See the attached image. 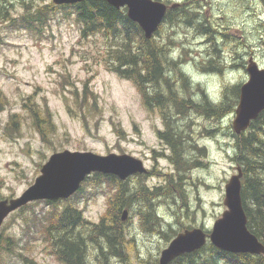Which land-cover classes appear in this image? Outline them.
<instances>
[{"label": "rangeland", "instance_id": "rangeland-1", "mask_svg": "<svg viewBox=\"0 0 264 264\" xmlns=\"http://www.w3.org/2000/svg\"><path fill=\"white\" fill-rule=\"evenodd\" d=\"M22 1L0 0V9L5 6L10 14L21 16L17 7ZM156 1L184 5L187 0ZM199 1L201 19H206L212 33L164 25L163 39L175 41L170 57L180 63L168 69L174 90L193 104L204 103L205 92L211 102L229 100L233 107L220 118L194 109L175 117L174 126L188 137L181 172L159 134L166 130L161 108L146 106L131 81L107 69L99 56L106 37L98 32L85 38L73 8L57 9L39 35L12 28L9 21L0 19V199L20 196L55 153L128 154L141 159L149 170L146 176L124 182L129 191L135 192L140 185L151 191L167 186L178 190L171 197L151 200L163 216L156 227L145 220V212L139 214L142 205L128 206L126 219L121 220L125 241L132 240L127 244L128 262L158 264L162 250L186 229L201 228L210 234L227 210L225 187L240 164L233 129L238 98L232 89H241L248 81L246 67L251 58L264 68V0ZM37 4L47 3L38 0ZM180 72L190 82L186 91ZM169 117L172 120L171 112ZM179 175L183 185L176 188ZM111 195L109 185L94 187L87 182L84 192L67 202L34 203L12 214L0 234L2 240L11 238L7 242L13 245L8 253L3 244L0 264H62L45 241V235L54 232L48 216L75 205L85 220L99 223ZM118 257L93 250L90 262L125 264Z\"/></svg>", "mask_w": 264, "mask_h": 264}, {"label": "trees", "instance_id": "trees-1", "mask_svg": "<svg viewBox=\"0 0 264 264\" xmlns=\"http://www.w3.org/2000/svg\"><path fill=\"white\" fill-rule=\"evenodd\" d=\"M3 1L7 2V0ZM42 1L47 4L40 6L37 4L38 0L19 2L17 10H22L21 16L10 14L8 8L2 6L0 19L9 21L12 28L25 29L39 35L42 32V26L48 23L50 16L57 9L73 8V14L82 26V34L85 38L89 39L98 32L106 37L105 47L99 56L103 58L107 69L121 79L131 81L141 93L146 106L151 108L153 104H156L161 108L166 130L159 134L163 136L162 139L166 141V145L171 150L169 156L171 162L181 172L184 169L181 166L186 163L185 150L188 137L174 126L175 117L186 114L191 109L197 113L205 111L208 117L212 115H214L212 117H219L233 107L229 105V100L222 102V105L211 102L203 91V102H205L193 104L186 97L177 95L174 90L173 74L168 69L169 66L176 67L180 63L170 57L169 48L175 44V41L168 37L163 39L164 25L198 27L199 30L208 28L207 31L200 30V34L212 33L213 28L206 23V19H201L200 1L187 0L184 5L170 9L152 39L145 38L141 28L128 18L126 9L117 10L105 1L86 0L74 6L63 7L55 6L51 0ZM180 75L186 82L182 88L186 91L190 82L184 72H180ZM232 92L239 98L240 88L234 87ZM235 103L237 105L238 100ZM169 112H171L172 120ZM234 139L236 160L240 163L244 173L241 194L248 217V228L264 243V111L257 120L251 123L246 132L234 135ZM197 165L196 162L194 166ZM181 180L182 178L174 183L176 188L181 187ZM87 182L94 187L103 183L111 187L112 195L108 200L105 215L99 223L91 224L85 220L82 212L75 205H67L50 214L48 217L54 232L51 235H45V241L51 253L62 264H91L90 257L93 250L104 256H119L125 264H133L127 261L130 255L127 244H132V240L125 241L126 235L122 227L120 212H123L124 208H128L129 205H142L139 214L145 212V220L151 221V225L156 227L163 216L158 213L151 200L161 195L171 197V194L178 193V190L173 191L170 186H167L166 190L155 188L151 191L140 185L135 192H131L126 187V183L113 176L94 174L82 184L76 196L84 192ZM58 203L60 202L53 205ZM26 208L24 207L21 211ZM78 223L83 224V228H77ZM7 241H0V252L3 244L6 243L4 250L11 253L10 247L13 243ZM24 260L28 261L26 257ZM221 260L225 264H264L262 255L225 253L211 244L200 251L177 258L172 264H220Z\"/></svg>", "mask_w": 264, "mask_h": 264}, {"label": "water", "instance_id": "water-1", "mask_svg": "<svg viewBox=\"0 0 264 264\" xmlns=\"http://www.w3.org/2000/svg\"><path fill=\"white\" fill-rule=\"evenodd\" d=\"M84 0H53L56 5H70ZM116 9L126 8L128 18L136 23L146 39H152L162 25L169 6L156 0H101ZM178 3L172 5L177 8ZM248 81L241 86L235 109L233 129L237 135L246 131L264 111V68L251 58L247 67ZM226 185L227 210L209 234L201 228L178 233L161 252L159 264H171L176 258L201 250L208 241L216 248L233 254L264 255V244L248 228V217L241 195V167ZM148 171L142 160L128 154L98 155L93 152L64 151L53 154L41 170V175L20 197L0 201V228L5 218L25 205L39 200L68 199L93 173L114 175L126 180ZM128 212L125 211L123 220Z\"/></svg>", "mask_w": 264, "mask_h": 264}, {"label": "bare ground", "instance_id": "bare-ground-1", "mask_svg": "<svg viewBox=\"0 0 264 264\" xmlns=\"http://www.w3.org/2000/svg\"><path fill=\"white\" fill-rule=\"evenodd\" d=\"M203 21H204V20H203ZM209 28H210V27H209ZM207 29H208V28H207ZM207 29H206V30L204 29V30L207 31ZM200 30H202V29H200ZM208 31H210V30H208ZM172 71H173V70H172ZM171 76H172V75H171ZM181 76H182V75H181ZM175 77H176V76H175ZM177 77H178V76H177ZM203 97H204V96H203ZM204 102H205V101H204ZM208 103H209V102H208ZM220 105H222V104H220ZM207 107L209 108L208 105H207ZM226 108H227V107H226ZM228 108H229V107H228ZM224 109H225V108H224ZM227 110H228V109H227ZM227 110H226V111H227ZM214 111H215V110H214ZM214 111H213V112H214ZM229 111H231V110H229ZM204 112H205V111H204ZM221 112H222V111H221ZM196 113H197V112H196ZM219 113H220V112H219ZM223 113H224V112H223ZM223 113H222V114H223ZM201 114H203V113H201ZM207 115H208V114H207ZM207 115H206V116H207ZM212 116H214V115H212ZM212 116H211V117H212ZM215 116H216V115H215ZM219 116H220V115H219ZM219 118H220V117H219ZM219 118H218V119H219ZM187 123H188V122H187ZM175 136H176V135H175ZM172 139H173V138H172ZM179 144H180V143H179ZM174 149H175V148H174ZM178 153H179V151H178ZM181 153H182V152H181ZM179 156L181 157V155H179ZM179 156H178V157H179ZM178 166H179V165H178ZM183 172H184V171H183ZM179 178H180V177H179ZM181 182H182V180H181ZM182 185H183V184H182ZM182 185H181V186H182ZM180 203H181V202H180ZM179 213H180V212H179ZM157 216H158V215H157ZM77 228H83V224L78 223ZM124 250H125V249H124ZM124 256H125V255H124ZM116 257H117V256H116ZM112 258H113V257H112ZM118 258H120V257H118Z\"/></svg>", "mask_w": 264, "mask_h": 264}]
</instances>
